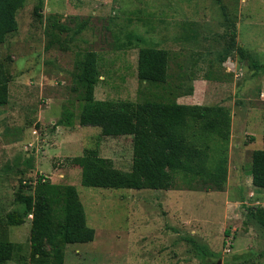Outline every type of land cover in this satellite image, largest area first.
<instances>
[{
    "label": "rangeland",
    "instance_id": "374dc122",
    "mask_svg": "<svg viewBox=\"0 0 264 264\" xmlns=\"http://www.w3.org/2000/svg\"><path fill=\"white\" fill-rule=\"evenodd\" d=\"M17 20L18 31L0 44L10 81L9 102L0 106V239L16 245L0 264H264V226L248 210L264 209V189L251 175L252 153L264 149V68L242 59L230 40L234 23L237 44L264 64V0H26ZM134 35L146 43L128 45ZM141 46L169 51L165 84L140 81ZM89 50L100 56L97 99L229 108L226 180L210 189L181 177L168 189L83 185L86 149L124 170L134 155L132 134L79 122L77 78ZM208 143L213 166L222 142L210 135ZM47 184L77 187L93 241L55 251L49 239L33 240L37 208L27 212L17 198ZM13 212L25 222L8 223ZM188 238L215 255L200 256Z\"/></svg>",
    "mask_w": 264,
    "mask_h": 264
},
{
    "label": "trees",
    "instance_id": "16d2710c",
    "mask_svg": "<svg viewBox=\"0 0 264 264\" xmlns=\"http://www.w3.org/2000/svg\"><path fill=\"white\" fill-rule=\"evenodd\" d=\"M26 0H0V44L18 31V11ZM222 3V0H218ZM224 7V5H223ZM41 3L36 7L39 12ZM84 22L79 32L86 27ZM230 40L232 48L242 59L250 60L252 66L264 68L251 52L237 44V29L232 23ZM134 39V40H133ZM128 45L145 44L143 36L134 35ZM170 54L167 49L141 46L138 52V77L149 84L163 85L170 78ZM100 56L89 50L84 53L79 65L78 81L82 86V109L80 124L97 126L105 134L133 135V165L124 170L115 165L112 158L104 157L96 149H86L81 159L82 184L88 187L127 189H168L181 177L191 186L201 181L206 188L220 186L227 178L226 148L230 140L232 116L226 106H206L178 101L97 99L95 91L101 80ZM0 64V106L9 102V79ZM68 121L69 118H66ZM210 135L222 142V155L211 165ZM252 182L264 189V149L252 153ZM47 193L44 199L43 193ZM19 201L26 205L27 212L37 208L33 240L49 239L55 251L67 244L88 243L95 239L96 230L87 221L86 210L77 187L72 184L39 187L36 195L18 194ZM52 199L53 207L46 204ZM264 226V209L248 208ZM25 216L17 212L8 214V223L20 225ZM202 257L214 256L207 246L188 238ZM16 245L0 239V263L10 260ZM42 264L47 261L42 258Z\"/></svg>",
    "mask_w": 264,
    "mask_h": 264
},
{
    "label": "crops",
    "instance_id": "0c3cea01",
    "mask_svg": "<svg viewBox=\"0 0 264 264\" xmlns=\"http://www.w3.org/2000/svg\"><path fill=\"white\" fill-rule=\"evenodd\" d=\"M260 92H261L262 94H264V91H263V89H262V88L260 89Z\"/></svg>",
    "mask_w": 264,
    "mask_h": 264
},
{
    "label": "water",
    "instance_id": "95a60500",
    "mask_svg": "<svg viewBox=\"0 0 264 264\" xmlns=\"http://www.w3.org/2000/svg\"><path fill=\"white\" fill-rule=\"evenodd\" d=\"M219 264V263H218Z\"/></svg>",
    "mask_w": 264,
    "mask_h": 264
}]
</instances>
